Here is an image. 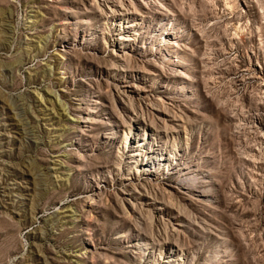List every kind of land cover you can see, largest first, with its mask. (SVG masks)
I'll return each instance as SVG.
<instances>
[{"label":"rangeland","instance_id":"obj_1","mask_svg":"<svg viewBox=\"0 0 264 264\" xmlns=\"http://www.w3.org/2000/svg\"><path fill=\"white\" fill-rule=\"evenodd\" d=\"M0 264H264V0H0Z\"/></svg>","mask_w":264,"mask_h":264}]
</instances>
